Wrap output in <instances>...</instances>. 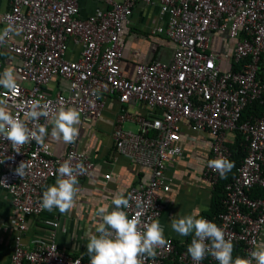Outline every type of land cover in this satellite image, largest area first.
<instances>
[{"label":"built area","instance_id":"built-area-1","mask_svg":"<svg viewBox=\"0 0 264 264\" xmlns=\"http://www.w3.org/2000/svg\"><path fill=\"white\" fill-rule=\"evenodd\" d=\"M92 1L95 5L84 15L85 0H0V33L10 25L20 30L0 43V73L6 60L14 59L19 85L15 94L0 87V98L17 105L13 114L22 119L25 105L41 97L57 109L76 107L81 123L101 116L110 96L122 105H143L147 113L137 117L136 130L123 127L133 115L122 107L113 132L116 150L150 172L126 195L132 199L125 211L130 218L141 212L142 223L162 214L163 193L173 181L169 164L184 153V122L192 131L210 136V154L201 176L211 189L220 175L207 162L220 156L229 159L228 142L239 129L245 136L246 155L226 184L225 210L217 220L204 218L223 228L226 239L241 242L244 258L249 257L264 230V197L249 193L253 187L264 188V114L239 121L248 104L264 101V0ZM148 6L158 7L148 32L174 43L172 58L138 62L134 76L127 77L121 62L133 14ZM221 33L234 41L230 62L239 63V69L223 68L222 56L211 49L214 36ZM63 80L66 87L60 84ZM53 81L54 93L48 90ZM39 123L49 125L43 117ZM70 158L73 166L82 163L86 169L78 179L94 169V161L79 150L78 139L56 156L46 140L43 147L33 141L17 153L0 138V187L17 210L10 264H90V256L59 246L58 219H44L51 229L47 238L32 246L23 242L28 216L43 211V187L58 178L60 165ZM21 162L30 166L24 177L16 173ZM137 200L142 202L140 208ZM165 238L170 244L158 248L154 258L145 257V264H197L187 252L188 244L181 243L184 246L178 250L172 236ZM216 262L206 255L199 264Z\"/></svg>","mask_w":264,"mask_h":264},{"label":"crops","instance_id":"crops-1","mask_svg":"<svg viewBox=\"0 0 264 264\" xmlns=\"http://www.w3.org/2000/svg\"><path fill=\"white\" fill-rule=\"evenodd\" d=\"M84 15L93 8L92 0H85ZM158 7L148 6L135 9L131 32L129 33L121 62L123 73L133 77L138 62H148L152 59L170 61L174 43L163 35L152 36L148 32L150 25L155 23ZM234 41L226 34H216L211 49L222 56L223 68L231 67L230 57ZM15 60L8 58L3 67L12 68ZM64 87L67 81H60ZM57 82L53 81L48 90L55 92ZM124 107L133 117L132 120L122 123L124 128L136 130L137 117L147 113L143 105H122L117 97L106 98L102 115L91 122L79 125V150L87 153L94 161V169L87 177L79 178L80 192L76 197V206L65 214L58 209L48 211L43 209L40 215L28 216V229L23 237L24 244L32 246L39 240L48 237L50 228L44 219H58L59 226L55 229L56 241L60 247L73 254H85L88 236L95 234V228L101 222L97 215L100 207L107 206L111 211L112 199L117 193L127 195L129 188L140 180L149 176V170L131 161L128 157L116 150L113 132L118 115ZM52 125L49 123V136L46 141L52 146L54 154L61 156L67 150V144L51 139ZM184 153L174 163H170L168 173L173 181L168 192L163 193L164 209L158 219L164 229V236L170 235L179 243H186L189 236H181L171 228V221L181 216L195 213L197 217L212 205L213 195L209 184L202 179V171L210 154V136L206 132L192 131L187 122L182 126ZM110 174L107 178L106 175ZM57 178L49 180L43 187V192L55 185ZM17 210L13 207L11 196L0 187V264H10L14 247V237L17 233ZM194 237V234L191 237ZM264 242V230L261 235Z\"/></svg>","mask_w":264,"mask_h":264},{"label":"clouds","instance_id":"clouds-1","mask_svg":"<svg viewBox=\"0 0 264 264\" xmlns=\"http://www.w3.org/2000/svg\"><path fill=\"white\" fill-rule=\"evenodd\" d=\"M19 31L11 25L5 28L0 33V43L4 42L9 33L15 32L18 35ZM0 87L12 94L17 92L19 85L12 68H5L0 73ZM13 107L18 106L10 105L7 99L0 98V138L9 141L13 151L17 153L21 147L33 141L45 146L49 129L48 124L39 123L41 117L52 125V140L71 144L79 137L81 112L76 107L60 106L57 109L52 107L51 101H43L41 97L25 105L23 119L19 114H13ZM207 166L218 172L221 178H227L235 165L227 157L220 156L209 160ZM28 167L30 166L26 162H21L16 173L24 177ZM85 172L82 163L73 166L71 158L64 161L58 169L59 176L55 185L43 192L41 208L48 211L55 208L61 214L71 212L80 192L78 176ZM131 199V196L126 197L125 193L120 192L112 199L114 207L111 211L107 206L98 209L97 215L101 222L96 226L95 234L88 236L86 245L90 264H145V257L154 258L158 248L170 244L159 220L142 223L141 212L129 217L125 209L130 207ZM136 206L140 208L142 202L137 200ZM171 228L181 236L194 234L187 252L197 264L206 255L214 257L218 264H264V242L256 244L249 257L237 256L234 259L233 241L231 238L226 239L223 228L203 217L198 218L195 213L173 219Z\"/></svg>","mask_w":264,"mask_h":264},{"label":"trees","instance_id":"trees-1","mask_svg":"<svg viewBox=\"0 0 264 264\" xmlns=\"http://www.w3.org/2000/svg\"><path fill=\"white\" fill-rule=\"evenodd\" d=\"M231 67L233 69H239L240 64L233 62L231 64ZM264 114V101L261 99L255 100L248 104L241 113V118L239 122H242L246 120L251 115H262ZM245 136L244 134L239 130L235 129L234 134L232 137H230V140L228 142V146L231 151V155L229 157V160L234 162V168L227 174V178H219L218 182L215 184L214 188L212 189V205L209 210L203 211L199 217H210L214 220H217V217L220 213H222L225 210V203L224 199L226 197V184L232 180V178L237 174L238 167L240 166L242 160L244 159L246 155V149H245ZM250 195L253 197H264V188L263 187H253L249 191ZM198 217V218H199ZM190 234V237L188 238V241L184 244H190L193 236ZM176 242V245L178 247V250H181V248L184 246V244H181L179 242ZM234 244V251H233V258L240 256L245 257V251L243 249V245L241 242H235ZM77 255V254H76ZM89 257L88 253L86 252L84 254V258ZM215 264H218L216 262Z\"/></svg>","mask_w":264,"mask_h":264},{"label":"rangeland","instance_id":"rangeland-1","mask_svg":"<svg viewBox=\"0 0 264 264\" xmlns=\"http://www.w3.org/2000/svg\"><path fill=\"white\" fill-rule=\"evenodd\" d=\"M161 60V59H160Z\"/></svg>","mask_w":264,"mask_h":264}]
</instances>
